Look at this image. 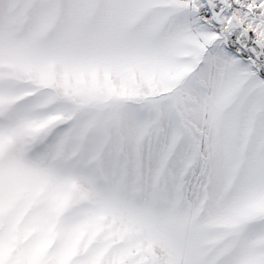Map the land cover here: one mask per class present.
I'll return each mask as SVG.
<instances>
[{
	"label": "snow or ice",
	"instance_id": "obj_1",
	"mask_svg": "<svg viewBox=\"0 0 264 264\" xmlns=\"http://www.w3.org/2000/svg\"><path fill=\"white\" fill-rule=\"evenodd\" d=\"M0 264H264V0H0Z\"/></svg>",
	"mask_w": 264,
	"mask_h": 264
}]
</instances>
